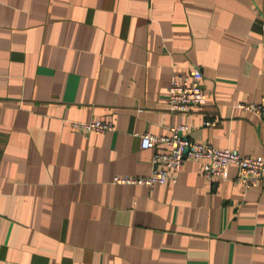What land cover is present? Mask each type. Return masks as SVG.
I'll return each instance as SVG.
<instances>
[{"label":"crops","instance_id":"obj_1","mask_svg":"<svg viewBox=\"0 0 264 264\" xmlns=\"http://www.w3.org/2000/svg\"><path fill=\"white\" fill-rule=\"evenodd\" d=\"M264 0H0V264H264V184L235 168L172 186L149 174L180 119L197 144L264 161ZM197 69L204 103L167 111ZM182 117V118H180ZM110 132L81 135L68 122ZM212 121V126H203Z\"/></svg>","mask_w":264,"mask_h":264},{"label":"built area","instance_id":"obj_2","mask_svg":"<svg viewBox=\"0 0 264 264\" xmlns=\"http://www.w3.org/2000/svg\"><path fill=\"white\" fill-rule=\"evenodd\" d=\"M201 80V74L197 69H192L183 75L171 76L167 87V111L170 114L184 116L193 108L200 107L206 98L200 88ZM236 108L259 118L264 117L263 105L237 104ZM202 125L212 126L213 122L206 121ZM68 127L71 131L81 135L111 131L109 124L99 121L68 122ZM188 129L180 119L176 125L167 128V136L140 135L138 137L140 149L160 148L152 155L149 174L133 179L114 177L112 183L117 185L134 184L147 188L154 185L170 187L175 184L183 161L203 160L205 164L200 167L199 173L204 179H220L224 176L225 169L228 166H233L235 180L242 190L253 188L258 183L264 184V161L260 157L240 156L232 149H216L207 144L194 143L185 136Z\"/></svg>","mask_w":264,"mask_h":264}]
</instances>
